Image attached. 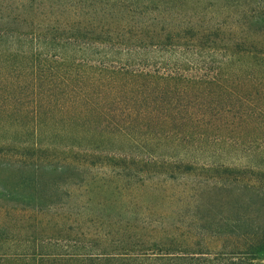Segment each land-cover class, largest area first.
<instances>
[{
    "label": "trees",
    "instance_id": "16d2710c",
    "mask_svg": "<svg viewBox=\"0 0 264 264\" xmlns=\"http://www.w3.org/2000/svg\"><path fill=\"white\" fill-rule=\"evenodd\" d=\"M20 1L25 3V0ZM99 1L116 2L111 8L112 19L99 21L95 17L76 15L64 20L51 19L49 15L48 23L38 28L45 31V35L42 38L32 35L34 38L30 39L34 46L25 47V40L8 30L0 32V60L12 64L8 72L13 75L16 72L20 75V66L15 63L17 58L31 61L33 65L40 55L42 57L40 49L46 50L42 58L47 62H37L35 81L47 85L54 93L51 98L55 100L49 101L45 109L58 117L52 125L59 129L58 120L66 119L67 128L64 125L62 128L72 131L76 125H82L80 114L93 118L94 114L105 115L110 108H121L126 114V109L149 107L147 96L155 94L163 98V94H170L172 100H164L161 105H174L173 110L193 109L192 114L182 119L196 121V129L202 131L188 130L185 139L201 142L211 134L222 141L217 151L229 159L238 160L234 151L240 150L239 146L253 157L245 156L247 162L243 166L224 163L213 154L210 157L215 158L198 156L184 157L189 160L180 163L169 158L163 161L165 168L172 166L183 174H195L198 170L214 172L213 186L206 183V189L197 190L198 198L208 197L212 203L209 215H204L212 220L211 225L191 229L182 237L174 232L165 239L147 241L134 238L136 226L128 223L115 232L98 228L87 230L94 233L96 240L69 241L70 234L76 231L77 221L66 228L68 224L64 225L60 218H43L45 223L62 228L55 233L65 231V239L54 233L38 242L21 238L17 234L19 228L4 224L0 225V264L7 261L39 264L42 258L82 264H264V33L252 30L243 18H238L237 28H233L231 34L223 31L226 22L218 26L209 24V20L182 18L179 15L184 10L191 15L196 10L189 8L188 1L182 3L181 0H146L145 13L150 15H144L142 23L135 20L137 17L125 18L122 24L113 15L124 8L123 0ZM70 2L72 0H57L61 9L73 6ZM83 2L78 0L74 7L80 9ZM51 4L46 13H57L53 10L54 3ZM171 12L178 17L171 16ZM116 26L121 27L120 30ZM6 39L10 42L8 46L2 44ZM165 47H170L172 52ZM160 52L170 63L159 67L150 64L148 59ZM123 57L125 62H119ZM110 58L119 61L110 63ZM32 72L35 73V69ZM48 73L49 83L45 80V84L42 78ZM228 80L255 82L260 86L258 95L241 96L227 84ZM15 85V80L0 79V116L7 123L0 124L1 150L5 148L4 143L15 141L24 129L19 112L27 111L28 103L18 104L21 97H17ZM206 89L208 98L203 95ZM215 93L220 95L221 101H210ZM184 99L187 102H178ZM207 106L213 116L200 112ZM45 111L34 107L32 113L39 120ZM66 112H69L67 117ZM169 117L166 115L161 121L168 123ZM246 128L251 129L245 131ZM225 130H229V136ZM42 132L39 127L36 129L34 146L43 143L39 138ZM192 149L200 153L206 151ZM162 173L170 176L167 168ZM77 232L84 236L86 231L81 228Z\"/></svg>",
    "mask_w": 264,
    "mask_h": 264
},
{
    "label": "rangeland",
    "instance_id": "374dc122",
    "mask_svg": "<svg viewBox=\"0 0 264 264\" xmlns=\"http://www.w3.org/2000/svg\"><path fill=\"white\" fill-rule=\"evenodd\" d=\"M43 1L45 0H25L22 3L20 0H0V32L8 30L13 35L21 36L25 40V47L34 46L30 41L34 38L32 35L38 38L45 35V31L38 28L39 25L48 23L50 16L51 19L70 20L76 15H82L86 18H98L99 21L110 20L111 8L117 5L116 2L83 0L81 8L77 9L74 5L78 0H72L70 5L73 6L61 9L57 0H46L41 5ZM66 1L71 0H64ZM185 1L196 12L191 15L184 10L179 15L182 18L209 20V24L216 23L218 26L226 22L223 31L230 34L233 28H237L238 18H243L252 30L264 33V0H181L182 3ZM144 2L146 0H123L125 6L116 10L114 19L123 24L125 18L138 17L135 20L142 23L144 15L149 14L145 13ZM51 3H54L53 10L57 13H46L48 7H52ZM170 15L178 17L173 12ZM116 28L120 30L121 27ZM9 43V39L2 41L4 46ZM165 48L172 52L170 47ZM40 51L42 57L45 56L46 50L41 48ZM164 53L168 56L166 51ZM162 54L163 52L155 54L148 62L157 67L166 66L170 62L164 60ZM42 57L40 55L35 59V66L31 61L17 58L15 63L20 66V75L17 72L15 75L9 73L8 67L12 64L0 60V79L15 80L17 97H21L18 104L28 103L27 111L19 112L23 131L15 141L4 143L5 148L0 149L1 226H16L21 238L39 242L62 229L53 227L52 223H45L43 218H60L65 222L64 225L68 224L66 228H69L72 221H77L74 224L76 231L70 234L69 241L80 238L96 240L94 233L87 230L96 231L98 228L115 232L119 227L131 223L136 226L133 229L136 233L134 238L150 241L165 239L173 236L174 232H179L177 236L182 237L191 229L212 224V220L204 216L209 215L212 203L208 197L198 198L197 190L206 189V183L213 186L216 177L212 178L214 172L198 170L195 174H183L169 166L166 168L170 176H167L162 173L166 169L162 163L168 158L180 163L185 160L184 157L202 156L206 159L216 157L224 163L233 162L237 166H243L248 154L242 146H239L240 150L234 151V157L238 158L235 160L217 151L222 146V141L211 134L201 142L185 139L188 130L202 131L196 129V121L182 119L183 116L192 114L190 112L193 109L173 110L174 105H161L164 100H172L170 94H163V98H160V94L147 96L145 98L149 107L130 109L131 111L126 109V114L121 112V108H110L105 115L94 114L93 118L80 114L82 125H76L72 131L62 128V125L66 126V119L58 120L57 129L52 124L54 118L58 117L45 111L47 103L55 100L51 98L54 93L47 85H39L35 81L39 69L37 62H47ZM113 60L119 61L116 58L108 61L113 63ZM125 60L123 57L119 62L124 63ZM34 69L35 73L32 72ZM48 77L49 73L42 78L45 84L49 83ZM227 84L247 98L257 96L260 87L249 80H228ZM24 85H27V89L23 91ZM203 95L209 97L208 89L204 90ZM210 101H221L220 95L215 93ZM178 102L184 103L187 99ZM34 107L45 111L39 120L32 113ZM207 108L208 106L200 112L211 114L212 110ZM166 115L170 116L168 123L161 121ZM64 116H69V112L64 113ZM0 124H7L3 116H0ZM38 127L43 131L39 138L44 141L41 145L34 146L33 143L37 141L34 135ZM251 128H246L245 131ZM224 133L230 135L229 130ZM85 147L88 149L87 154ZM193 147L206 151L200 153L193 150ZM212 154L215 157H210ZM187 160L189 159L185 161ZM241 186H244V182H241ZM81 228L86 231L84 236L77 232ZM64 232L54 235H61L65 239ZM37 259L40 260L39 257ZM42 259L39 264H82ZM6 264L14 263L7 261ZM17 264H25V261Z\"/></svg>",
    "mask_w": 264,
    "mask_h": 264
}]
</instances>
